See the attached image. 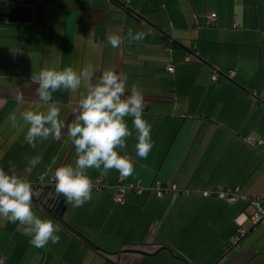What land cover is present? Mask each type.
Instances as JSON below:
<instances>
[{
	"label": "crops",
	"instance_id": "0c3cea01",
	"mask_svg": "<svg viewBox=\"0 0 264 264\" xmlns=\"http://www.w3.org/2000/svg\"><path fill=\"white\" fill-rule=\"evenodd\" d=\"M207 14L215 18L210 24ZM129 29L144 32V40L129 43ZM110 32L125 37L120 47L108 44ZM168 59L173 69L165 67ZM88 64L97 76L106 69L126 74L128 92L133 83L142 89L153 147L146 159L136 155L126 117L133 135L121 154L135 165L127 179L145 187L177 183L188 194L126 191L125 202L114 203L119 172L89 169L93 183L107 186L93 189L79 208L64 199L57 218L47 212L38 194L48 191L57 167L75 164V148L66 128L59 141L49 137L30 146L20 113L46 108L32 74ZM80 91L53 93L66 125L75 119ZM262 101L264 0H53L44 6L41 26L0 22V168L36 184L34 211L61 228L58 243L36 248L22 225L0 217L3 264H264V222L252 227L247 202L202 194L235 186L245 194L264 192ZM36 156L40 163L27 173ZM239 228L246 234L227 250Z\"/></svg>",
	"mask_w": 264,
	"mask_h": 264
},
{
	"label": "clouds",
	"instance_id": "9594fccd",
	"mask_svg": "<svg viewBox=\"0 0 264 264\" xmlns=\"http://www.w3.org/2000/svg\"><path fill=\"white\" fill-rule=\"evenodd\" d=\"M145 35L142 31L129 29L126 39L129 43H138ZM106 39L113 48H118L125 37L110 32ZM31 80L37 85L38 103L46 108L37 107L20 113L23 123L19 127L27 126L24 139L32 147L38 140L49 137L59 141L62 130L67 129V138L75 148V164L57 167L53 179L56 195L62 196L73 207H82L92 198L94 184L87 174L89 169L99 170L104 176L113 169L125 177L135 172L132 157L121 154L127 147V138L133 135L126 117L132 118L136 133V155L142 159L148 157L153 147L152 125L143 117L142 89L133 83L128 92L126 74L106 69L97 76L94 66L88 64L79 71L70 66L62 70L45 68L32 74ZM82 88L84 91H80L75 119L66 125L60 119L61 105L53 100V93L60 89L76 93ZM11 120L16 127L15 114ZM40 161V156L30 159L25 171L31 173ZM33 197V185L26 176L17 175L15 169L8 173L0 168V217L22 225L24 232L31 237V245L36 248H43L49 242L58 243L60 226L36 214Z\"/></svg>",
	"mask_w": 264,
	"mask_h": 264
},
{
	"label": "built area",
	"instance_id": "2783aa9c",
	"mask_svg": "<svg viewBox=\"0 0 264 264\" xmlns=\"http://www.w3.org/2000/svg\"><path fill=\"white\" fill-rule=\"evenodd\" d=\"M206 24H210L214 21V17L211 14H207L205 16ZM165 67L168 69H173V64L170 59H168ZM233 71H228L225 73L226 76L231 77L233 76ZM219 77L218 73H213L211 75L212 80H216ZM264 102V101H262ZM246 141L254 146H257L260 141L257 142L256 139L253 138H246ZM94 190H98L99 188L107 186V184L103 183L101 179H97L94 183ZM36 184L33 185V189L35 188ZM48 190L55 189V181L54 179H50L47 182ZM115 192L113 194V201L114 203L123 204L125 202V193L126 191H133L137 194H141L143 191H152L156 196L161 197L168 192H180L181 194H188L189 190L180 188L177 183L172 184H163L160 181L153 182L150 186L145 187L138 181H133L127 179V177L122 176L118 173V177L116 183L114 184ZM202 194L204 196H216L220 199L227 200L228 202H235L237 200H243L247 202V204L251 207V214H250V222L252 227L257 226L258 224L264 222V192L260 194H245L240 192L239 187H217L212 190H203ZM43 204H48V207H52V203L48 200L47 197L42 196L38 197ZM246 231L243 228H239L237 232L231 235L226 244V249L230 250L235 247L239 241L244 237ZM0 264H3V260L0 259Z\"/></svg>",
	"mask_w": 264,
	"mask_h": 264
},
{
	"label": "water",
	"instance_id": "95a60500",
	"mask_svg": "<svg viewBox=\"0 0 264 264\" xmlns=\"http://www.w3.org/2000/svg\"><path fill=\"white\" fill-rule=\"evenodd\" d=\"M45 2H34L32 0L23 1L21 4L16 5L6 14L7 22L14 24H26L30 26H41L43 22V10ZM62 198L60 204H63ZM64 207L60 209L61 215Z\"/></svg>",
	"mask_w": 264,
	"mask_h": 264
},
{
	"label": "trees",
	"instance_id": "16d2710c",
	"mask_svg": "<svg viewBox=\"0 0 264 264\" xmlns=\"http://www.w3.org/2000/svg\"><path fill=\"white\" fill-rule=\"evenodd\" d=\"M35 1H37V2H45L47 4V3H51L53 0H35ZM34 189H33V191H34ZM147 192L148 193H152L153 195H155L152 191H147ZM177 193H180V192H177ZM39 196L40 197H42V196L47 197L48 200L52 203L51 209H48V206H47L48 204H45L47 212L50 213L54 218L59 217L60 209L62 208V206L64 207V202H63V204H60V202H61L63 197L62 196H57L56 193H55V189H53L52 191L51 190H48V191L42 190L38 194V197ZM155 197H158V196L155 195Z\"/></svg>",
	"mask_w": 264,
	"mask_h": 264
},
{
	"label": "flooded vegetation",
	"instance_id": "af4514ba",
	"mask_svg": "<svg viewBox=\"0 0 264 264\" xmlns=\"http://www.w3.org/2000/svg\"><path fill=\"white\" fill-rule=\"evenodd\" d=\"M23 1H29V0H0V22L10 25H17L14 23H8L6 14L10 11V9H12L18 4H21ZM32 1L37 2L35 0Z\"/></svg>",
	"mask_w": 264,
	"mask_h": 264
}]
</instances>
